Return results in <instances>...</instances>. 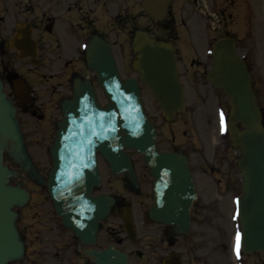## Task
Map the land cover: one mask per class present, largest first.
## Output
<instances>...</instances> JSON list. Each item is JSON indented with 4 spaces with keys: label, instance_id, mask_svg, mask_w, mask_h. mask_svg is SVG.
<instances>
[{
    "label": "flooded vegetation",
    "instance_id": "1",
    "mask_svg": "<svg viewBox=\"0 0 264 264\" xmlns=\"http://www.w3.org/2000/svg\"><path fill=\"white\" fill-rule=\"evenodd\" d=\"M213 6L214 0H0V81L17 108L27 148L49 150L63 103L74 98L77 84L89 82L99 102L105 98L87 61L94 37L110 45L125 78L124 67L134 71L137 32L172 41L185 91L183 111L174 110L169 116L140 75L131 76L139 79L145 109L157 132V148L187 156L198 199H204L191 209L190 231L180 233L175 225L149 217L156 176L145 155L128 151L135 184L125 170L115 172L98 152L101 183L94 186L93 195H108L114 203L95 239L85 241L64 224L47 189L48 174L37 173L24 179V184L20 182L27 190L13 211L21 252L6 264H97L96 254L110 247L126 253L129 264H244L241 255L231 253L223 218L228 208L219 206L238 194L240 182L234 160L238 150L231 152L216 116L217 111L228 116L229 97L206 78L218 37L205 38L210 43L205 47L198 40L202 30L207 35V30L213 31ZM221 13L228 21L229 14ZM33 41L38 63L31 55ZM23 83L30 100L20 106L14 87L22 88ZM35 163L41 164L38 158ZM130 211L134 238L124 219Z\"/></svg>",
    "mask_w": 264,
    "mask_h": 264
},
{
    "label": "water",
    "instance_id": "2",
    "mask_svg": "<svg viewBox=\"0 0 264 264\" xmlns=\"http://www.w3.org/2000/svg\"><path fill=\"white\" fill-rule=\"evenodd\" d=\"M135 43L136 68L171 113L183 102L175 48L145 34H140ZM213 52L214 68L208 79L230 96L229 138L234 148L241 149L236 158L241 171V193L237 197L241 250L264 255L263 113L247 64L237 55L236 39L221 37ZM35 54L36 51L31 52ZM150 54L156 57L152 63H146ZM87 58L110 102L101 106L92 85L82 82L77 84L74 99L64 103V117L50 148L53 166L48 186L57 212L81 239L93 241L99 221L107 216L114 201L106 195L91 194L94 185L101 183L97 152L102 153L115 172L125 170L134 181L130 155L125 152V148H134L145 154L157 178L150 216L175 224L177 231H189L190 208L197 192L186 157L158 151L156 132L145 113L139 84L135 78L123 80L109 46L97 41ZM16 95L22 100L18 90ZM14 117L15 108L6 99L0 83V137L16 139L22 148ZM7 182L8 169L3 165L0 141V264L21 252L11 207L24 196ZM96 255L97 264H128L127 254L113 248Z\"/></svg>",
    "mask_w": 264,
    "mask_h": 264
},
{
    "label": "rangeland",
    "instance_id": "3",
    "mask_svg": "<svg viewBox=\"0 0 264 264\" xmlns=\"http://www.w3.org/2000/svg\"><path fill=\"white\" fill-rule=\"evenodd\" d=\"M213 8L215 12V23H213L214 35L218 36L222 33H228L237 36L238 46L241 48V55L249 64L253 76V84L264 112V0H214ZM222 11H226L227 16L229 12H236V14L226 21L227 17H222ZM202 32V35L199 33L198 36L199 46L205 47L208 46L205 38L209 40V36L213 35V31L210 33L207 30L208 35L205 33V29ZM124 70L125 75H132L134 73L129 66L124 67ZM145 91L147 92L146 89ZM2 143L3 164L9 170L8 185L14 186L15 182H23L24 184V179L30 176V158L37 173L42 175L47 174L51 158L46 150L30 147L27 148L28 150H26L25 155L13 147V141L3 140ZM37 158L41 162L39 165L35 163ZM196 203L199 206L204 203V199H199ZM219 206L228 208V212L225 213L223 218L228 231V240H230L228 243L231 246L232 239L235 237L237 231L235 214H229L232 209L231 207L234 206V201L231 198L226 199L221 204L219 203ZM196 222L200 223L202 221L197 219ZM219 222L223 221L221 220ZM243 260L245 264H264V258L261 253L243 257Z\"/></svg>",
    "mask_w": 264,
    "mask_h": 264
},
{
    "label": "bare ground",
    "instance_id": "4",
    "mask_svg": "<svg viewBox=\"0 0 264 264\" xmlns=\"http://www.w3.org/2000/svg\"><path fill=\"white\" fill-rule=\"evenodd\" d=\"M154 57H156V56L150 54V55L148 56V60L146 61V63H147V62L152 63L153 60H154Z\"/></svg>",
    "mask_w": 264,
    "mask_h": 264
}]
</instances>
